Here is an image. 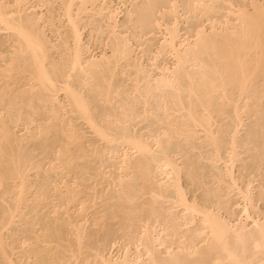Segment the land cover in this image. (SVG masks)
<instances>
[{"label": "bare ground", "instance_id": "1", "mask_svg": "<svg viewBox=\"0 0 264 264\" xmlns=\"http://www.w3.org/2000/svg\"><path fill=\"white\" fill-rule=\"evenodd\" d=\"M57 1L69 28L61 43L66 50L61 64L49 63L54 45L50 47L39 25L43 16L22 11L27 0L9 5L0 0V31L10 33L14 48L0 55L4 62L0 76L6 79L0 107L20 89L32 112L36 102H60L61 93L63 106L105 144L94 153L102 167L91 176V196L81 195L78 182H64V191L58 188L61 196L55 198L54 217L40 218L38 229L31 226V235L8 243L3 230L30 200L31 185L19 167L20 155L0 160V187L9 179L16 181L8 195L13 204L0 221V264H264V128L258 129L261 144H255L258 152L251 157L252 166L240 164L238 147L244 142L237 140L242 112L264 103V0H166L162 8L149 6L150 17L142 18L141 25L151 24V30L163 27L162 40L155 43V51L149 50L150 66L159 71L156 75L134 57L129 39L115 34L118 11L105 0ZM162 9L166 11L158 19L156 13ZM87 12L112 21L106 43L112 55L84 57L79 18ZM199 15L211 20L210 30L201 21L180 34L179 18L198 20ZM166 55L172 64L160 66L158 59ZM119 63L123 74L128 66L132 85L113 86ZM73 72L79 73L77 84L70 79ZM94 74L101 76L96 87L106 102L123 96L116 109L104 112L108 122L98 120L83 91L96 78ZM18 82L22 87L15 92ZM8 88H13L12 93ZM242 95L244 103L239 102ZM215 100L233 106L228 136L214 125L218 122L212 113ZM148 117L156 125L151 133L132 131L134 121ZM8 129L0 119V138L5 141ZM60 131L63 138L54 146L60 165L50 170L60 168L69 176L77 163L70 146L80 135ZM200 132L210 147L197 155L211 165L206 175L198 159L184 167L177 152L166 147L176 137L194 141ZM136 154L141 158L133 157ZM50 188L47 180L37 189L36 207L46 202Z\"/></svg>", "mask_w": 264, "mask_h": 264}, {"label": "rangeland", "instance_id": "2", "mask_svg": "<svg viewBox=\"0 0 264 264\" xmlns=\"http://www.w3.org/2000/svg\"><path fill=\"white\" fill-rule=\"evenodd\" d=\"M4 1L9 5L12 4L13 0ZM42 1L43 5L40 0H27V3L22 11H25V13L34 12L38 15L43 16V19L39 22L41 24L39 25L41 28H43L44 32H46L45 35L50 41V47L54 45L58 48H61L56 49L54 48V46L52 47L50 55L51 57H49L50 62H48L61 64V61L64 62L66 59V50L64 48L62 49V44L64 39L69 35L68 24L62 14L63 10H60L61 7L59 1ZM105 2L109 5L111 10L118 11L115 18L117 23L115 34L122 38H128L129 44L134 50V57H139L145 65H148L150 69H152V74H158L159 71L150 66L152 64V59L149 60V58H152L153 54L149 53V50L155 51V45H157L162 40L163 27H156L157 29L155 28L156 30L154 29V31L150 28V22V26L146 24L145 27H143L141 25V20L142 18L145 19V16H147V18L150 17L149 14L151 12V9L149 8V6L151 8H162V5L165 6L166 0H105ZM181 5L182 6L179 7L180 10L183 9V4ZM165 11L164 9H162L160 13H156L158 19L161 16H159V14L165 13ZM216 16L220 17V14ZM196 18H198V20L194 18H192V20H186L184 16L183 18H179L178 27L180 29V34H187L186 32L190 31V28L192 30L193 27L195 28L194 25L199 22L201 23V21L202 24L205 23V25L203 24V26L205 28L207 26L206 29L210 30V19L206 18V20L205 17L201 18L200 15ZM79 19L80 26L82 28V44L85 48L84 57L91 58L93 56V58H100L102 55H112L111 49L106 45V43L110 39L108 30L112 21H110L106 17V15H103L102 17L90 12L81 14ZM146 20V23H148L149 19ZM9 36V32L4 30L0 31V55L3 54V52H7L5 54H8V50L9 52L14 51V48L11 47L12 42L10 39L11 37ZM8 39H10V41ZM138 39L140 41L136 42ZM140 46L142 48H140ZM172 62V58L168 55L160 57L158 59V64L160 66H162L164 63L171 65ZM2 64H4V62L1 60L0 56V66H2ZM121 65L122 64L119 63L115 71V76L112 78L113 86H119L121 85V83H124L127 86L132 85L133 82L128 76V66H125L126 69H124L125 73L123 74V67ZM3 77V75L0 76V91L4 90L6 86L4 84L6 83V79ZM94 77H96L94 79L95 81L92 80L90 84L84 86L83 91L90 97L94 111L99 117L98 120L102 121V123L105 121L108 122L109 118H106L104 116V112L106 110L116 109L120 102H122L121 100L123 96L115 97L111 102H106L105 99L99 94L96 87L97 82L101 80V76L97 74L95 76L94 74ZM70 79L74 84H77L79 81V73L73 72ZM20 81V84L22 83L21 85L23 86V81ZM20 84L18 82V85L16 86L17 89L16 87H14V89L12 88L13 91H15L16 89L15 92H17V90L22 87ZM22 88L24 89V86ZM12 89L8 88V91L12 93ZM20 91L22 90L20 89L18 93H13L9 97H7L5 107H0V119L3 120L6 128H9L8 140L6 139L5 141L0 138V146L2 145V151L0 150V160L6 159L10 154L16 153V155H20L21 164L19 163V167L21 166L22 168L20 167V169H23L28 175L27 181L28 185H31V191L29 194L30 200L23 203V205H21L20 207V214L14 218L13 222L6 230H3L4 236L6 237V241L8 243H15V241L18 240L21 235H31V226H33L34 229H38V227L36 226V222L40 218L47 216L54 217L55 210L53 206L56 204L55 202H57L55 198L61 196V194L58 192V188H60L61 191H64V182L70 185H76L79 183L78 190L80 191L81 195H83V197L91 196L92 190L90 189V187L93 183L91 176H93L97 168L99 169L102 167L100 162L96 159L94 153L95 151H100L102 148H105V144L98 140V138L91 132L87 125L81 119H78L74 113L69 112V109L67 107L63 106V104L65 103V99L61 93L58 95L60 102H56L54 104L36 102L35 104H33L36 111L32 112L31 109H29V107L27 106L28 102L26 97H23ZM243 96L244 95L241 96L240 100L243 98ZM221 101L224 103L223 100H215V107L212 108L213 117H216L214 118V120H216V122L218 121L217 123H215L214 121V125L216 126L218 124L216 127L219 126L218 128H222L224 130L219 129L217 131H219L220 133V131L222 130L223 133L225 132V134H221L224 136H228V134L230 133L229 131H231L230 129H232L231 126H233L234 121V112H231L233 111V106H230V108L232 109L230 110L228 106L229 103L227 104L225 102V104L227 105L224 106L223 104H221ZM242 101L245 100L242 99L239 102ZM258 103L259 102H257V104ZM256 105L251 106L252 108L250 107L252 110L246 108L248 109V112L245 111L246 109L242 110L245 111L242 112L243 122L239 125L237 130V140H240V143L244 142L243 144H245V142L248 143L246 147H243L242 143V145L238 147L240 158H243V161H241L240 164L245 163L246 165L249 163V166H252L251 163L254 160L252 158L256 157V153L258 152L257 149L254 148H256L258 142L261 144V135H259V130H264H261V128H264V103L262 102L261 104H259V109ZM256 111L258 112L256 113ZM258 113L260 115L262 113L263 114L260 116ZM231 115H233V118ZM61 119H63L62 122ZM111 123L113 124V126L119 128L116 122L112 121ZM130 127L132 131L149 134L156 128V125L153 124V118L148 117L140 122L134 121L133 128L132 126ZM61 128H63L66 133L71 134L73 132H77L80 135V138L70 146V150L74 153V155L77 156V163L75 164L74 172H72L69 176L65 175L60 168L55 169L54 171L50 170V168L54 166L58 167L60 165L59 159H57V155H55L56 148L54 149V146L56 145V142L60 141L63 138V134L60 131ZM116 129L117 128H115V130ZM226 130L228 131V133ZM260 133L262 134V132ZM203 138L204 137L202 136V132H200L199 136L197 135L195 140L193 139L194 141H188L189 143H187L186 140L184 141L183 138L176 137L169 143H167L166 147L170 150H174V152H177L178 155L176 157L180 159L178 160L180 164H182L181 162H183V166L185 164L189 165L191 164L190 161L192 162L195 159V161H197V155L199 151H209L208 149H210V147L207 146L206 143H204L205 138ZM255 144L257 145L255 146ZM252 145H254L255 147H253ZM248 147H252L253 151ZM245 148H248L249 152H246ZM223 150L224 149H222L221 151ZM136 156L137 154L133 157L137 159L141 158L139 155L137 157ZM133 157L131 156L132 160H134ZM110 162L111 160L107 161V163ZM197 163L198 166L200 165V167L204 169V174H208L210 172L209 170L212 169L208 160L198 159ZM184 179L186 180L187 178ZM47 180L50 181L51 187L53 188H50L46 202H43L40 206L36 207V196L38 194L37 189L42 186ZM82 180H84V182ZM15 183V180L9 179L4 184V186L0 187V221L4 217V212H7L9 206L13 204L11 197H8V195L9 192L12 191L15 187ZM45 203H47L46 207H44ZM39 231L40 230H38V232ZM16 255L19 256L21 254H19L18 252Z\"/></svg>", "mask_w": 264, "mask_h": 264}]
</instances>
